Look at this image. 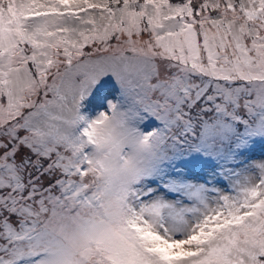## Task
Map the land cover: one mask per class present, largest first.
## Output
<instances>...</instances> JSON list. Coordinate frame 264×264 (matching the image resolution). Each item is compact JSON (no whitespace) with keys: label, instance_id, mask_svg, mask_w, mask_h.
Returning a JSON list of instances; mask_svg holds the SVG:
<instances>
[{"label":"snow or ice","instance_id":"6c2138e0","mask_svg":"<svg viewBox=\"0 0 264 264\" xmlns=\"http://www.w3.org/2000/svg\"><path fill=\"white\" fill-rule=\"evenodd\" d=\"M0 264H264V0H0Z\"/></svg>","mask_w":264,"mask_h":264}]
</instances>
